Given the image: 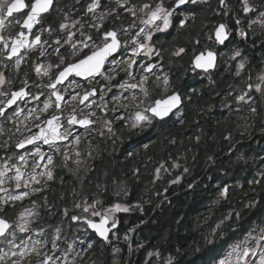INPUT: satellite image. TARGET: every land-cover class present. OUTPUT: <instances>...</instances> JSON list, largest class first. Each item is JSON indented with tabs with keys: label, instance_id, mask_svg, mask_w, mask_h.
I'll return each mask as SVG.
<instances>
[{
	"label": "flooded vegetation",
	"instance_id": "obj_1",
	"mask_svg": "<svg viewBox=\"0 0 264 264\" xmlns=\"http://www.w3.org/2000/svg\"><path fill=\"white\" fill-rule=\"evenodd\" d=\"M11 2L12 0H0V6L6 8V5ZM89 2L90 0H82L80 5L76 6V0H58L56 5L58 11L54 12L51 16L46 14L40 24L34 26L31 33L22 27V22L26 16L27 10L21 14L14 13L15 19L11 21L6 20L5 26L0 28V36L8 40L9 48L4 49L3 43L0 42V72L5 74L6 80L10 83L0 86V91L7 93L17 91L23 86V81L27 79L30 86H36H31L26 89V91H29L30 94H39L41 86L54 80L57 75L55 67L48 69V76L43 75V70L49 65L55 66L59 64V57L53 50L56 47L53 42L57 38H60L61 45L63 46L60 55L67 56L68 52H70V46L64 45L66 33H62L59 30V23L63 21L62 12H68L69 8L72 7L73 10L69 13V23L71 20L79 19L81 23L91 24L94 22L92 18L84 15V9ZM155 2L156 0H129V6H139L144 3ZM173 2L174 0H165V5L170 7ZM102 3L103 7L101 10H103V8H117L114 0H102ZM227 4L233 11L226 16L220 14L218 0H198L196 5L188 4L182 7L178 10L176 15L181 17L187 15L189 17L186 26L180 27L179 20L174 18L172 26L167 31L153 34L150 43L154 47V54L149 57L142 53L140 56L136 57L140 63L145 65L149 62L153 64L160 63L163 71L170 77V87L168 91L165 92L164 88L163 90L160 89V87H164L162 84H160L158 88L156 87L155 76H149L150 97L146 105L156 98H163L170 95L173 91L181 94L182 103L179 108L175 109L172 114L165 117L163 120L154 119L151 123H145L141 127L130 128L124 121L117 119V116L124 114L125 120H127V113L132 112L131 107L127 109L121 108L120 103L131 105L132 103H139L142 99V94L139 92V89H132L123 93L124 97L127 99L121 102H114L112 100L113 95L119 96L121 94L122 90L118 88L119 83H123L125 80H127L128 83H137L142 74L148 75L147 73H142V70L138 66H134L132 69L135 79H130L124 72L119 71V69H117L118 75H116L114 82L105 81L101 76H97L90 82L80 76H72L69 78L82 86L75 89V91H79L81 94H83L85 89L96 88L99 90L102 86L114 83L116 86L112 88V91L104 93V98L108 103L107 111H102L99 107L101 101L98 91L96 96L90 98L96 101V105L90 108H84L83 105L77 106L72 103L65 104L61 102L63 109L61 112L55 108L53 103V106L49 108L48 112L42 115L40 120H36L30 115V112L43 107V102L47 100L50 95V89L44 90V95L41 96L39 102L31 100L30 98H25V100H18L16 104L5 108L6 115L0 116V129H3V131L0 132V166H3L5 160L11 157V159L8 160L9 165L17 164L18 166H22V170L26 173L32 172L34 161H39L41 165L35 169L37 173L42 172L44 170L43 165L47 163V159L39 160V157H34L30 154L34 151L33 145H27L25 149H17L15 147V144L20 139L29 135V129H31L32 133L38 131L34 125H42L43 120L47 119L52 114H56L62 117L61 124L67 127L68 114L73 107L84 108L85 113L89 111L95 112L96 115L92 116L91 119L96 120L97 123L87 132L80 126H75L73 131L78 132L80 135V143L78 145L70 142L72 139L71 137L69 141H57L55 148L41 143L39 145L41 150L46 156L51 155L53 158V165L49 166L53 170V179L47 181L46 184L45 180L42 179L41 185L44 186L40 192L31 195L30 198H26L24 201H18L14 205H7V208L3 212H0V215H3L12 222L16 220L17 211L23 205L26 206L31 204L32 200L37 201V203L41 205L43 204L44 197H47V204L53 206L54 214L56 215L59 212L58 218L60 217L62 208L73 203V200L77 199V193L79 191V200L91 202L93 201L94 195H97L102 205V207L98 209L103 210V208L110 206V203L106 202V194H109L107 190L110 189V163L112 165L116 164L118 158L121 161H126L128 157L141 152L142 144L138 148L141 135L142 133L147 135L149 129L155 128L156 122L167 119L183 121L186 108L188 107L187 103L191 100L195 90L201 92V94L204 93L207 95V99H210L209 93L214 92L213 96L217 97L214 103L216 107L214 111H216L218 119H229L234 125V133H226L223 135L225 137L230 136L234 141L229 144L231 145V147L229 146L230 149H232V151L234 150L231 153L233 157L228 161L231 162V167L236 162L237 156L241 153L246 154V157L251 156L252 152H250V150L255 146L258 147L256 148L258 154L264 153V92L262 95H254V98L251 96L248 101L238 100V97L241 95H245V97L250 96L249 85L252 86L256 78L264 74V47L261 46L264 44V26L260 23H255L249 27V22L254 20L257 13H243L242 6L238 4L237 0H227ZM252 6L260 10L264 7L261 5ZM98 14L99 13H97V15ZM200 14H202V18L199 17ZM237 15H239L241 20L239 25L235 24ZM144 18L146 17H144L142 13L138 12L137 16L133 17L128 11L117 8V14L105 20L104 31L119 30L121 28L127 30L126 32L118 31V38L121 40L122 44L128 47V51L125 52L122 48L120 53L114 55L115 60L121 61L129 59L131 56V37L135 36L139 28L147 27L141 23V19ZM16 20H19L20 23H16ZM133 23H135L136 27L130 28V25ZM219 23L227 24L230 33L229 39L225 41L223 45L216 42L214 35L215 26ZM49 25H52L54 31L51 33L47 31L41 32L42 26L47 28ZM78 28L79 25H77L76 28L70 29L76 32V37L72 43L80 39L79 31H77ZM239 29L245 31V38L239 36ZM21 31L25 33L29 41L33 40L36 35H40L41 46L31 49H21L19 55L22 57V60L19 68H17L15 63L16 57L13 56L12 59H8V53L10 52L12 41L16 39ZM84 31L88 34L96 35L95 32L90 31L88 28H85ZM45 41H47V44L44 43ZM96 43L99 44L100 41L97 40ZM49 45L53 46L49 47ZM179 48H184L185 51L177 56L174 53ZM234 49H239L241 51L242 59L233 60L231 58ZM41 51H44L45 55L41 56ZM207 51H212L216 54L215 67L207 72L202 69H195L193 64L195 55L200 52L206 53ZM85 54L88 53L85 52L79 56L70 57V62H75L76 59L81 58L82 55ZM241 62H243L245 66L239 69L240 74L237 75L238 65ZM37 65L41 66L42 70L40 74L35 72V67ZM111 67L112 65L110 63H106L105 71L107 72ZM121 67H124V65L121 64ZM160 72V69H156V75H160ZM222 74L223 78L221 79ZM226 76H229V84L225 83L227 81ZM65 84H67V81ZM58 87L63 91L61 86ZM229 87L234 88L231 94L226 93ZM244 90L245 94H243ZM133 92L137 94V100L135 102L131 100ZM65 96L67 99V94H65ZM9 98L10 95L8 97L0 96V101L6 103V100ZM52 100L54 101L55 98L52 97ZM113 108H115L116 111H112ZM253 108L256 109L255 113L251 111ZM17 109H22L23 111L17 115H13L17 112ZM206 112L208 111H205V114ZM103 121L112 122L111 133H109L107 127L104 126ZM236 124H248V129L240 131L239 128L237 129ZM61 131H63V128H61ZM152 141L154 140L150 142ZM145 144H148V142ZM239 147L241 149H239ZM57 149H59V151H57ZM77 152L79 155H77ZM177 152L180 153V155L175 156L170 153V156L167 158V174L164 176L167 178V182L166 187L161 191L157 188L158 182L153 181L154 177L157 175L156 170L158 168L160 169V166L153 168L152 181H149L148 184L144 183L139 185L137 196L134 194L132 196L131 190L133 188H131L129 183L123 180L125 182L124 188L127 194H125L124 191L119 192L121 199H118V203L126 204L124 202L128 200L130 202L129 204L140 205L139 208H135V212L132 214V216H135L134 220L137 221L135 225L132 223L130 224L131 221L127 224L125 223L124 217L131 216L130 214L132 212H118L114 218L118 221V227L112 230L108 235V240L104 241L99 238L93 230L88 228L83 221L73 222L71 220V224H79L87 228L88 237L93 242V245H91V247L86 246V251L90 253L92 262L96 259L97 262L95 264H127L128 261V264H141V262L146 263L151 257H155L159 263L167 264L166 259L170 256L169 254L162 256L157 254L152 256L148 255L149 253L146 252L148 247L140 237L139 232L142 228L147 227L160 212H163L164 207L172 209V205L177 203V199L179 198L183 200L184 197L185 203L187 201L185 196L191 189L184 193L183 191H185L190 184L186 186L183 183L187 180L185 174L188 172V159H186L185 155L188 153V150H177ZM65 153H67L68 156L67 160L65 159ZM20 155L26 157V164L19 161ZM160 165L162 167L163 162ZM174 165H178V167ZM185 169H187V171H185ZM139 171L140 168H138V166H132L129 172L123 173L122 176L124 178L131 177V175L136 176ZM9 175H14V172H10ZM177 177H180L179 181L172 183V181H176ZM136 181H139L138 177ZM237 184L240 186L237 187ZM146 185H148V187H146ZM226 185L228 188L231 187L234 190H240L243 183L240 180H231L227 182ZM6 186L10 188V191L13 190L10 185ZM36 187H40V185H36ZM221 190L222 189L219 190L218 195L219 201L225 198L220 195ZM114 195H117V190ZM158 206L159 208L154 214L153 212ZM39 211L41 214V207ZM230 213L231 215L232 213L237 214L235 210H232V212L230 211ZM72 215L80 216L85 214L75 211L71 212L70 217ZM148 218H151L150 221L134 234L128 244L129 231ZM96 219L98 220V218ZM259 222V219L252 220L251 225L247 229L252 228L253 225ZM245 232L246 231L243 233ZM115 233H123L125 242L123 245L119 246L120 252L117 254L112 252V248L118 241L113 237ZM224 233L226 234L225 231H223V234ZM136 234L137 236L135 237ZM237 238L238 237L233 240ZM125 239H127V241H125ZM95 240H99V244L95 245ZM102 243H104V245ZM142 249H146L144 254H141ZM222 253L223 252H221V254Z\"/></svg>",
	"mask_w": 264,
	"mask_h": 264
},
{
	"label": "snow or ice",
	"instance_id": "obj_2",
	"mask_svg": "<svg viewBox=\"0 0 264 264\" xmlns=\"http://www.w3.org/2000/svg\"><path fill=\"white\" fill-rule=\"evenodd\" d=\"M82 0H76V6H79ZM117 8L128 11L133 17L137 16V13H142L144 19H141V23L147 27H141L135 33V36L131 37V56L128 60L117 61L114 58L115 54L120 53L123 48L125 52L128 51V47L125 44H122L121 40L118 38V31L126 32V29L119 30H107L104 31V22L105 20L117 14V8H103L102 0H90L87 3L84 9V15L90 16L94 21L91 24L81 23V20L75 19L71 20L69 23V13L73 10L72 7L69 8L68 12H62L63 21L59 23V30L62 33H66V38L64 39V45L70 46V52L67 56L60 55L63 46L61 45L60 38H57L53 44L56 47L53 49L57 56L59 57V64L55 66L49 65L43 70V75H49V68L55 67L57 75L54 80H51L46 85L41 86V91L39 94H30L29 91H26L31 86L29 85L27 79L23 81V86L17 91H12L11 93L0 91V96L10 98L4 101H0V116H5V108H8L17 103L18 100H25V98H30L37 102L40 101L42 95H44L45 89H50V95L47 100L43 102V107L38 110H32L30 115L34 119L40 120L41 116L48 112L49 108L55 105V108L63 111L61 102L72 103L77 106L83 105L84 108H90L93 105H96V101L90 98L96 96L98 91L100 93V105L102 111H107L108 103L104 98L105 92H111L112 88L116 86L114 83L109 85L102 86L99 90L96 88H89L83 91L81 94L79 91H75L76 88L82 87L77 84L74 80L69 78L72 76L84 77L85 80L91 81L97 76L103 77L105 81L114 82L116 75H118L117 69L124 72L130 79H135L132 69L134 66H138L142 73H147L148 75L142 74L140 80L137 83H128L125 80L123 83L118 84V88L121 91L119 96L113 95L112 100L114 102H121L122 100L127 99L124 97L123 93L132 89H139V92L142 94L143 99L139 103H132L131 105L127 103H120V107L127 109L132 108L131 113H127L128 119L125 120V115L117 116V119L124 121L128 127L137 128L143 126L145 123H151L154 119L163 120L165 117H168L173 113V110L178 109L182 103L181 94L179 92L173 91L170 95H167L163 98H156L144 105V101L149 99V76H155L156 87L162 83L164 86L165 92L168 91L170 87V77L163 71L162 65L160 63L153 64L149 62L147 65L140 63L136 57L140 56L142 53L151 57L154 54V47L151 45V40L154 33L167 31L173 23V19H178L180 27L186 26V22L189 19L187 15L183 17L177 16L176 13L182 7L192 4L196 5L198 0H174L170 7L165 5V0H156L155 3H144L142 5L129 6V0H114ZM220 14L229 15L233 9H230L227 0H218ZM238 4L242 6V11L245 14L248 13H257L258 17L255 20L249 22V27L252 24L260 23L264 26V10H260L257 7L252 6L249 3V0H237ZM58 0H12L11 3L4 6H0V28L5 26V21L15 19L14 13L21 14L27 10L26 16L23 19L22 27L27 29L29 33L33 30L34 26L40 24V22L45 18V15L51 16L57 10ZM97 13H99L97 15ZM16 23H20L19 20H16ZM241 20L239 15L235 18V24L239 25ZM79 25L77 31H79L80 39L75 43H72L76 37V32L71 31L70 29L76 28ZM136 27L135 23L130 25V28ZM85 28H88L90 31L95 32L96 35L88 34L84 31ZM54 31L52 25H49L47 28L41 27V32ZM238 34L241 38L246 37V33L243 29L238 30ZM215 40L218 44L223 45L225 41L229 39L228 26L225 23H219L215 26ZM99 40L100 43L97 44L96 41ZM144 41V42H142ZM0 42L3 43L4 49L9 48V42L5 37L0 36ZM47 44V41L44 42ZM198 43V41H197ZM41 46V36L36 35L35 38L31 41L27 39L25 33L21 31L16 39H14L10 46V52L8 53V59H12L13 56L16 57V66L19 68L21 64L22 57L19 55L20 50L23 48H33ZM53 45H49L52 47ZM264 47V44L261 45ZM185 51L184 48H179L174 54L179 56ZM87 52L88 54L82 55L81 58L75 60V62H70V57L79 56L82 53ZM41 56L45 55L44 51H41ZM112 58V59H110ZM233 60L242 59V53L239 49L233 50V55L231 57ZM216 54L212 51L200 52L194 57V68L202 69L205 72L215 67ZM110 63L112 67L106 72L105 64ZM121 64L124 67H121ZM245 65L241 62L238 65L237 75H239V69L243 68ZM156 69H160V75H156ZM41 66L37 65L35 67V72L37 74L41 73ZM112 73V74H110ZM259 79L264 82V75H261ZM67 81V84L65 82ZM7 83H10L6 80L5 74L0 72V86H3ZM61 86V88L58 87ZM252 86L249 85V90ZM256 90L260 91L261 86L256 85ZM65 94H67V99ZM52 97L55 100H52ZM131 100L135 102L137 100V94L133 92ZM238 100L245 101V95L238 97ZM84 108L73 107L71 112L68 114L67 118V127L61 124L62 117L60 115L52 114L47 119L42 121L41 124H36L34 127L38 129L36 133H32L31 129L28 130L29 135L20 139L15 147L17 149H25L27 145H33L34 151L30 153L34 157H39V160L47 159V163L43 165L44 170L37 173L36 168L40 167L39 161H34L33 169L31 173H26L22 170V166L17 164L9 165L8 160L11 157H8L3 166H0V212L4 211L6 205H14L18 201H24L26 198H30L31 195H34L42 190L44 185H41V180L51 181L53 179V170L50 165H53V158L51 155H47L41 150L39 146L41 143L43 145H49L53 148L56 147L57 141H69L71 137V143L78 145L80 143V135L78 132H74L73 129L75 126H80L86 132L94 126L97 121L91 119L92 116H95V112L89 111L88 113L84 112ZM22 109H17V112L13 115H17L22 112ZM112 111H116L115 108ZM255 113L256 109H251ZM11 118V117H9ZM111 121H103L105 127L109 133L112 132ZM63 128V131H61ZM3 129H0L2 132ZM19 131V129H18ZM103 134V133H101ZM226 140H230L231 137H225ZM147 147V145H145ZM231 147V145H230ZM59 151V149H57ZM77 155L79 153L77 152ZM65 159H68L67 153H65ZM19 161L23 164H26V157L24 155L19 156ZM237 162H243L244 164L248 163L246 154L241 153L237 156ZM264 165V158L260 159L257 167ZM178 167V165H174ZM157 174L160 169L158 168ZM187 171V169H185ZM10 172H14V175H9ZM261 177L260 180H252L250 183L261 184L264 183V170H261L257 173ZM180 177L176 178L178 182ZM6 185H10L13 189L10 191V188ZM40 185V187H36ZM19 190V191H16ZM125 194L126 190L122 189ZM228 186L225 185L220 195L222 197H227L228 195ZM120 193L117 192V196ZM44 207L47 208V197H44L43 200ZM101 204V201L94 200L92 203H88L85 200L82 204L75 205L76 208H81L82 212L85 215H72L70 219L73 222L83 221L88 228L94 230L105 241L108 240V234L118 227V221L113 219L115 213L118 212H129L130 207L127 205H121L120 203H115L108 207L107 209L100 210L97 208V205ZM255 202L250 203L248 207H254ZM41 205L37 201L32 200L31 205L23 208L16 214V220L10 222L3 215H0V243H5L7 245L8 251L0 249V264H23L24 259L34 254L38 258V264H58L59 257L55 255V252L59 250L58 241L61 239V229L60 227H55L54 237L51 241H48L46 238L33 239V234L44 237L47 231V228L52 227L51 225H41L37 228H33V223L40 224L42 217L40 215ZM134 207L139 208L140 205H134ZM142 210V209H141ZM64 215H68V210L64 209ZM239 216V213L236 214ZM91 217V218H89ZM98 218V221L97 219ZM223 223V221H221ZM110 224V227H109ZM220 225H217L219 228ZM19 234H23L20 236ZM19 239V243H17ZM251 242V243H250ZM51 244V248L48 251L53 252V255H49L48 252L44 251L47 244ZM209 244H214V241H208ZM91 247V245H89ZM68 250H72V244H68ZM159 255V253H156ZM149 256H152L153 253H149ZM65 259L67 258V252L64 253ZM258 257V259H256ZM167 264H180V260L169 256L167 259ZM213 264H264V221H261L260 224H257L252 229H249L242 239L232 243L228 246L226 253H217L213 257Z\"/></svg>",
	"mask_w": 264,
	"mask_h": 264
},
{
	"label": "trees",
	"instance_id": "obj_3",
	"mask_svg": "<svg viewBox=\"0 0 264 264\" xmlns=\"http://www.w3.org/2000/svg\"><path fill=\"white\" fill-rule=\"evenodd\" d=\"M261 2L264 0L257 1ZM202 14L199 17L202 18ZM226 80L225 83L229 84V76H226ZM209 95L210 99H207V95L195 90L187 103L183 121L167 119L156 122L155 128L149 129L147 135L142 133L138 142V148L142 144L141 152L128 157L126 161L118 158L116 164L109 165L110 189L107 190L109 194H106V202L112 204L121 199V196L114 195L116 183L125 180L133 188L132 196H137L139 185L152 181L153 168L160 166L162 162L166 163L170 153L177 156L180 155L177 150H188L185 155L188 159V172L185 174L187 180L183 184L187 186L198 179L200 181L185 196L186 203L183 197V200L177 199L172 209L164 207L163 212L139 232L150 249H145L146 252L153 255L159 253L161 256L169 254L179 259L180 264H211L213 257L221 253L227 243L242 235L252 220H264V183H250L254 179H261L258 178L257 171L264 170V165L259 168L257 165L260 159L264 158V153L258 154V147L255 146L250 150L252 155L247 157V164L236 160L234 165L230 166L231 162L228 161L233 157L231 153L234 150L230 151L229 144L234 141L233 138L226 140L223 135L234 133V125L229 119H218L214 111L217 97L213 96L214 92ZM205 111L208 112L205 114ZM151 140L154 141L150 142ZM146 142L148 144H145ZM212 161L215 163L210 165ZM132 166H138L139 173L124 178L122 174L128 173ZM137 177L139 181H136ZM231 180H240L243 186L240 190L228 188L227 198L219 201V190ZM166 182V177L158 181L159 191L166 187ZM253 202L255 206L248 207ZM124 203L130 202L127 200ZM232 210L240 213L239 216L232 213L230 218L217 228L219 220ZM134 212L135 210L131 216L124 217L125 222L131 221L133 225L137 223L135 216H132ZM232 226H235L233 230ZM223 231L226 234H223ZM209 237L213 238L214 244L208 243ZM95 241V245L99 244V240ZM145 250L142 249L141 254H144ZM141 264L165 263H159L155 257H151L148 262Z\"/></svg>",
	"mask_w": 264,
	"mask_h": 264
},
{
	"label": "rangeland",
	"instance_id": "obj_4",
	"mask_svg": "<svg viewBox=\"0 0 264 264\" xmlns=\"http://www.w3.org/2000/svg\"><path fill=\"white\" fill-rule=\"evenodd\" d=\"M257 1L258 0H249V3L251 5L264 6V2L257 3ZM261 10H264V7ZM257 17H258V14L254 18V20L257 19ZM262 75H264V74H262ZM260 76L261 75H259L256 78V80L254 81V83L252 84V88H251V90L249 92L250 96L245 97V101L250 100L251 96H253V98H254V95H256V94H258V95H262L263 94V92H264V84L259 79ZM258 84L261 86V90L260 91L256 90V85H258ZM163 88L164 87H160L161 90H163ZM233 90H234V88L229 87V89L227 90L226 93L227 94H229V93L231 94L233 92ZM243 94H245V90L243 91ZM142 99H143V96H142ZM148 100L149 99L145 100L144 101V105H142V106H146V102ZM236 125H237V129L239 128L240 131H245V129H248V124H244V125L236 124ZM166 164L167 163L164 162L162 167L160 165V171L154 177L153 181L158 182V181H160V180H162L164 178V176L167 174ZM258 172L259 171H257V173ZM259 177L260 176H258V178ZM124 185H125L124 182L116 183L115 186H116L117 192H122V189L125 190ZM239 186L240 185L237 184V187H239ZM79 194H80V191L77 193V199L73 200V203L68 204L67 206H64L62 208V210L60 212V217H58V218H57V216H58L59 212L55 215L54 211H53V206L47 204V208H45L44 204H41V214L40 215L42 217V220L40 221V223H41V225H45V226L46 225H51L52 227L47 228V231H46L45 236L43 238L33 234V239H37V238L45 239L46 238L48 241H51L53 239V237H54L53 229L55 227H60V229H61V239L58 241L59 250L55 252V255L59 257L58 264H95L97 262L96 259H94V262H92V257L90 256V253H88L86 251V246L93 245V242L88 237L89 234L87 233V228L85 226H82V225L80 226L79 224H71V219H70L71 212L79 211L80 213H83L81 208H76L75 207V205L82 204L85 201V200H79L78 199V197L80 196ZM94 200L101 201L97 197V195H94L93 201ZM93 201L88 202V203H92ZM115 203H118V201L110 204V206L115 204ZM120 204L129 206L130 207V211L129 212L134 211L135 208H136V207H134L135 204H123V203H120ZM30 205L31 204H28L26 206L23 205L17 211V213L19 211L23 210V208L28 207ZM110 206H107V207L103 208V210L107 209ZM101 207H102L101 204L97 205V208H101ZM6 208H7V205L4 207V210ZM64 209L68 210V215L67 216L64 215ZM116 214L117 213H115L114 216L112 217L113 219L115 218ZM230 216H231V213L228 212L223 219L219 220L218 224L220 226H222L223 223L227 219H229ZM221 221H223V223H221ZM129 222L130 221H126L125 223L127 224ZM131 223L132 222H130V224ZM260 223H261V221L259 223H257V224H260ZM257 224L253 225L252 228L255 227ZM41 225L34 222L32 227L35 229V228H37V227H39ZM252 228H250V229H252ZM233 229H234V227L232 226L231 230H233ZM248 230L249 229H247L246 232ZM131 232H132V230L129 231V234ZM214 233H215V231H214ZM245 233H243L237 239L231 241L230 243H227L223 247L222 252L226 253V251L228 250V246L231 245L232 243L242 239L243 236L245 235ZM19 235L23 236V234H19ZM113 237L118 240L117 241L118 244H117V242L115 243L114 247L112 248V252L114 254H117L118 252H120L119 246L123 245L125 243L124 242V234L123 233H115L113 235ZM127 237H128V235H127ZM212 239H213L212 237H209L208 241H212ZM125 241H127V239H125ZM17 243H19V239H17ZM68 244H72V250H68ZM102 244L104 245V243H102ZM50 248H51V244L48 243L47 246L45 247L44 251L48 252L49 255H53L54 254L53 252L48 251ZM0 249H3L4 251H8L7 245L5 243H0ZM65 252H67V258L66 259H65V256H64ZM167 259H166V262H167ZM256 259H258V257ZM212 261H210V262H212ZM27 263L38 264V258L34 254L29 255L23 261V264H27ZM211 264H213V262Z\"/></svg>",
	"mask_w": 264,
	"mask_h": 264
},
{
	"label": "water",
	"instance_id": "obj_5",
	"mask_svg": "<svg viewBox=\"0 0 264 264\" xmlns=\"http://www.w3.org/2000/svg\"><path fill=\"white\" fill-rule=\"evenodd\" d=\"M174 111V110H173ZM232 149H230V151H231ZM226 155V154H225ZM214 163V161H212L211 163H210V165H212ZM208 169H209V167L206 169V171H205V173H204V175L207 173V171H208ZM200 181V179H198L197 181H195V182H193V183H191L190 184V186L188 187V188H186V190L185 191H183V193L184 192H186V191H189L191 188H193L198 182ZM159 208V206L155 209V211L153 212L154 214H155V212L157 211V209ZM150 219L151 218H148L147 220H145L144 222H142L141 224H139V225H136V226H134L133 228H132V232L130 233V235H129V238H128V244H129V241L131 240V238L134 236V234L140 229V228H142L143 226H145L149 221H150ZM98 221V220H97ZM92 230V229H91ZM94 231V230H93ZM98 235V234H97ZM109 235V234H108ZM98 237L99 238H101L99 235H98ZM102 240H104L103 238H101ZM105 241V240H104ZM129 263V261L127 262V264Z\"/></svg>",
	"mask_w": 264,
	"mask_h": 264
}]
</instances>
